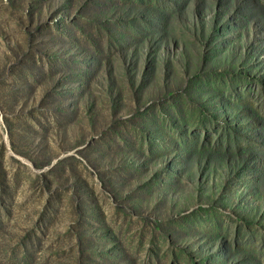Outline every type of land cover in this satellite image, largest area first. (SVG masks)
<instances>
[{
    "label": "rangeland",
    "instance_id": "obj_1",
    "mask_svg": "<svg viewBox=\"0 0 264 264\" xmlns=\"http://www.w3.org/2000/svg\"><path fill=\"white\" fill-rule=\"evenodd\" d=\"M28 10L52 27L32 50L53 76L35 69L30 105L47 97L39 82L63 101L50 123L36 101L43 123L14 132L38 168L13 151L0 110L9 259L264 264V0H0V52L21 55ZM61 157L76 186L59 180L40 196L35 178L56 181L50 168ZM33 233L42 242L20 257Z\"/></svg>",
    "mask_w": 264,
    "mask_h": 264
},
{
    "label": "trees",
    "instance_id": "obj_2",
    "mask_svg": "<svg viewBox=\"0 0 264 264\" xmlns=\"http://www.w3.org/2000/svg\"><path fill=\"white\" fill-rule=\"evenodd\" d=\"M38 13V11H30L28 10L27 13V19L29 21V25L25 27V35H24V43H25V48H23L20 52V56H14L12 57L8 52L2 51L0 52V110L3 112V121L4 124L6 125V128L8 130L9 137L11 139V147L13 151L23 157H28L31 158L30 160L35 164L36 160L33 158L31 154H29V151L25 148L21 149L18 148L16 145L15 139H14V132L17 129L18 132H20L19 129L25 131H30L33 128L34 121L38 122V124H42V120L37 117V115L34 114V107L36 105V101L38 103H41V106L44 108V115L46 116V121L51 122V119L54 114V108L57 106V104H60L63 101V98H55V99H49L48 97V90L47 87L41 86L42 83L39 82L38 86H40V93L41 95L43 93L47 94V97H40V99H36L33 106H31V89L33 88V82H34V77L37 75L35 72V69H43V74L44 77L48 76H53L52 74H47L46 66L49 65L48 62L44 59V54L40 50L38 51L39 53L35 52L32 50V47L35 43V38L38 36V34L44 32L47 30V28H50V31L52 27L47 26L46 22L48 20H45V16ZM44 18V19H43ZM44 46H42V50L44 51ZM45 52V51H44ZM42 77V76H41ZM20 111V115L18 116L19 122H21L19 125H17V128L14 127V123L11 120V114L12 112L15 111ZM53 112V114H52ZM51 115V116H50ZM55 117V115H54ZM21 120V121H20ZM32 120V123L31 121ZM58 123V122H57ZM54 124L52 126L57 125ZM16 125V123H15ZM51 126V127H52ZM63 128L62 131H64ZM68 130L66 129V132ZM21 134V133H20ZM66 134V133H65ZM33 143V142H32ZM29 141L26 143L32 144ZM55 146H60L59 143L54 141ZM71 148V147H70ZM24 150V151H23ZM67 149H64L62 152L56 154V155H51L49 157L50 160H54L55 158H58L61 153H64ZM69 158H64L61 157L57 160L55 164H53L50 168L51 173H53V176L56 181H54L52 178H47L48 174L47 173H40L38 177L35 178V186L33 183V187L37 191L39 189V194L40 196H45L47 193L52 192V187L55 188V190H58L61 185L58 182L59 180H68V187H75L76 186V180L73 179L72 176V171L70 169H67L63 173H61L62 169H65V163L67 162ZM48 161L47 165H50L51 161ZM0 167H3V162H0ZM35 167L38 168V166L35 164ZM58 182V183H57ZM34 190V189H33ZM83 200V199H82ZM81 207V204H80ZM248 224L253 223V221L246 220ZM83 228L80 227L79 230V236H78V247H76V250L74 251V256H76L78 261H82L85 256L89 254L88 247L84 245L83 237L84 234H86V231L82 230ZM76 230V229H74ZM30 237V243L34 246V248L29 249L28 247H20L19 249V256H24L28 255L29 252H34L36 251V247L42 242L41 236L39 234H29ZM43 239V237H42ZM3 246V245H2ZM0 246V264H25V262L19 263V262H14L9 259V255L7 252V248H4ZM19 248V247H18ZM45 245L43 244L42 247L36 252V257L40 259L44 258V253H45ZM13 262V263H12Z\"/></svg>",
    "mask_w": 264,
    "mask_h": 264
}]
</instances>
